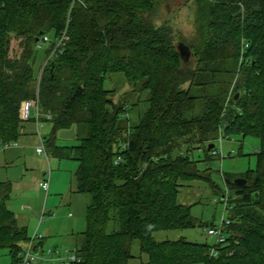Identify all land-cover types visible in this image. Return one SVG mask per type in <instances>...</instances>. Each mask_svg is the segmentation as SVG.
Masks as SVG:
<instances>
[{
  "label": "trees",
  "instance_id": "1",
  "mask_svg": "<svg viewBox=\"0 0 264 264\" xmlns=\"http://www.w3.org/2000/svg\"><path fill=\"white\" fill-rule=\"evenodd\" d=\"M208 1L200 0L189 69L171 27L154 16L160 0H0V150L17 144L24 121L35 123L22 118L21 105L35 101L38 87L40 111L51 115L41 118L51 124L49 136L38 133L43 154L76 160L74 192L89 197L86 227L69 248L80 261L69 264H264V0ZM64 30L68 38L54 50ZM44 35L48 58L37 81L35 45ZM115 72L148 91L145 108L140 95L109 98L104 81ZM70 126L76 142L56 145L57 130ZM219 133L260 142L246 183L225 177L233 192L225 242L155 240L157 230L195 226L178 187L202 177L192 150L212 151ZM10 193L11 182L0 181V248L17 264L32 237L7 205ZM134 241L146 260L131 253Z\"/></svg>",
  "mask_w": 264,
  "mask_h": 264
},
{
  "label": "rangeland",
  "instance_id": "2",
  "mask_svg": "<svg viewBox=\"0 0 264 264\" xmlns=\"http://www.w3.org/2000/svg\"><path fill=\"white\" fill-rule=\"evenodd\" d=\"M201 2L200 0H160L154 15L158 20L157 23L171 27L175 46L179 42L190 46L191 53L183 64L189 69L196 66L193 46L198 47L200 43L197 26L199 12L202 10ZM207 3L211 4V1L209 0ZM241 7L243 9V4ZM44 47L35 48L38 50L34 64L37 81L48 58L44 57ZM104 86L111 90L108 96L115 104L123 99V101L134 100L141 96L139 106L146 107L148 91L144 90L139 93L140 89L131 87L123 73L115 72L107 75ZM132 89L134 92L131 91ZM36 93H38V87L35 88V95ZM230 96L231 91L227 95V100ZM135 116L136 112H133L134 119ZM22 129L26 131L22 137H26L28 142L27 145L24 144L22 137L17 141L20 146L18 151L21 152V158L16 157L17 150L14 148L0 150V181L16 180L24 174L23 180L26 182L21 183L24 185L14 183V186H11L7 205L16 214L19 224L26 227L30 237L33 236L31 233L34 230H38L40 233L37 235L41 237L43 236L41 233H44V242L33 264H51L48 260L50 257L48 252L53 249L63 251V248H70L69 246L78 240L76 233L85 229L86 204L89 197L86 194L72 191L78 162L74 159H58L50 153L47 158L44 154L37 155L35 147L33 152V146H36L35 141L39 139L35 133L34 124L31 121H24ZM50 129L51 124L44 122L39 133L41 136H49ZM54 141L58 146L74 144L76 142L75 126L57 130ZM259 143V138L253 135L230 134L224 136L223 133H219L213 141L214 149L212 151L205 153L202 148H194L192 158L197 160V168L202 177L181 182L182 185L178 187L177 202L190 205V214L195 219V226L182 229H160L153 233L154 239L161 241L184 238L205 242L209 245L214 244L215 239L207 234V229L211 226L210 223L218 225L222 219L228 218L229 210L233 206V203H230L233 192L227 189L225 177L235 179L242 177L248 170L254 169ZM36 159H42L44 162L36 163ZM4 160H8L7 163ZM50 169L56 173L57 182H55L54 191H48V196H45L39 187L30 182V179L34 172H47ZM223 194L227 199L221 200ZM45 227L50 229V233L44 232ZM71 231L75 233L72 237L70 236ZM38 241L36 239L34 243L36 244ZM3 249L5 248H0V250ZM131 253L136 258L141 256L142 260L147 258L140 252L137 241L132 243ZM0 264H6L1 253Z\"/></svg>",
  "mask_w": 264,
  "mask_h": 264
},
{
  "label": "built area",
  "instance_id": "3",
  "mask_svg": "<svg viewBox=\"0 0 264 264\" xmlns=\"http://www.w3.org/2000/svg\"><path fill=\"white\" fill-rule=\"evenodd\" d=\"M66 31L64 30L59 36L55 38L56 43L54 50L61 49L65 41L67 40ZM50 37L48 35H44L41 40H38L36 42L35 48L41 49L45 42L49 41ZM40 76V75H39ZM35 101L31 100H25L23 101L21 105V115L22 118L25 120H28L30 118H34L35 120V126L37 135L39 136V142L40 144L36 146L35 151L37 154L44 153V145H43V138L38 134L39 128L42 126V120L41 118L45 117L46 119H50L51 115L48 113H42L39 108V102H38V93H36ZM10 146H16V143L7 144L6 147ZM117 162V160H116ZM49 176H50V170L47 172V174L40 180L39 186L41 189H43L45 192H47L49 187ZM229 223L228 219H222L218 225L212 224L207 229V234L210 236H213L215 241L214 244H223L226 240V234H225V226ZM39 235L34 234L31 239H29L27 242L23 243L21 246V249L17 252V258L18 263L17 264H33V261L38 257L39 252L36 254L33 251V247L35 246L34 241L37 239ZM48 254H50L49 261L51 264H69L70 262H78L80 261V257L76 253V249L73 247L71 249L67 248L63 250V253L59 250L49 251ZM210 254L213 256L217 255L216 248H212L210 250Z\"/></svg>",
  "mask_w": 264,
  "mask_h": 264
},
{
  "label": "crops",
  "instance_id": "4",
  "mask_svg": "<svg viewBox=\"0 0 264 264\" xmlns=\"http://www.w3.org/2000/svg\"><path fill=\"white\" fill-rule=\"evenodd\" d=\"M32 122V121H31ZM33 124H34V130L36 129V126H35V123L34 122H32ZM43 124V123H42ZM40 129V128H39ZM22 131L24 132V134H25V130H23L22 129ZM23 134V135H24ZM22 135V136H23ZM21 136V137H22ZM37 137H38V135H37ZM22 142L24 143V144H26L27 142H28V140H27V138L26 137H22ZM39 143V139H36V141H35V144H36V146L38 145V143ZM34 144V145H35ZM27 145V144H26ZM20 146L18 145V143L16 144V146H12V147H9V148H14V149H16L17 151H16V157H18V158H21V152L20 151H18V148H19ZM34 147L35 146H33V152H34ZM8 149V148H7ZM15 154V153H14ZM7 161L8 160H4V162L5 163H7ZM35 162L36 163H40V164H42L44 161L42 160V159H36L35 160ZM9 163V162H8ZM25 169V168H24ZM27 169V168H26ZM25 169V170H26ZM48 172V171H47ZM47 172H45V171H43V172H39V171H37V172H34L33 173V175L31 176V179H30V182H32L33 183V185L34 186H37V187H39L40 189H41V187L39 186V182H40V180H42V178L47 174ZM55 172H52V170L50 169V176H49V187H48V190H47V192H45L43 189H41L43 192H44V195L46 196L47 195V193H48V191L50 192V190H53L54 191V189H55V182H57V180H56V176H55ZM24 179V174H23V176H20V177H18V179H16V180H10V182H11V186L13 187L14 186V183H17V184H19V185H24V184H21V183H24V182H26V181H24L23 180ZM75 182V181H74ZM75 186V185H74ZM72 191L74 192V188L72 189ZM56 192V191H55ZM57 193V192H56ZM48 196V195H47ZM10 208V207H9ZM13 211V210H12ZM14 212V211H13ZM15 214V213H14ZM69 216L71 215L70 213L68 214ZM15 218H16V220L18 219L17 217H16V214H15ZM17 223L19 224V222H18V220H17ZM20 226H23L22 224H19ZM44 232L45 233H50V229L49 228H47V227H45L44 228ZM73 232V233H72ZM38 233H40V232H38V230H34V232L33 233H31L32 235H34V234H38ZM80 232H78V233H76V234H79ZM43 236H42V239L41 240H39L38 242H40L41 243V246H42V244H43V242H44V239H45V236H44V233H41ZM75 233H74V231H71L70 232V236L72 237L73 235H74ZM40 236V235H39ZM41 237V236H40ZM76 243V242H75ZM75 243H73V244H71L69 247H71L72 245H74ZM36 245V244H35ZM38 247V246H37ZM39 248V247H38ZM68 248V247H67ZM63 249H66V248H63ZM39 250H40V248H39ZM40 252V251H39ZM0 253H1V255L3 256V261L4 262H6V264H11L12 263V256L10 255V253H9V251H8V249H3V250H0Z\"/></svg>",
  "mask_w": 264,
  "mask_h": 264
},
{
  "label": "water",
  "instance_id": "5",
  "mask_svg": "<svg viewBox=\"0 0 264 264\" xmlns=\"http://www.w3.org/2000/svg\"><path fill=\"white\" fill-rule=\"evenodd\" d=\"M177 49L179 50V54H180V57L181 59L184 61L185 59H187L189 53L190 52V49L187 45H185L184 43L182 42H179L177 44ZM237 97V94L235 95V98ZM214 144L213 143H210L208 146H207V149L210 150L211 148H213ZM234 183H236L237 185H244L246 183V179L244 177H238V178H235L233 180ZM210 225H212V223H210ZM33 251L34 253H38L39 251V248L37 246H34L33 247Z\"/></svg>",
  "mask_w": 264,
  "mask_h": 264
}]
</instances>
